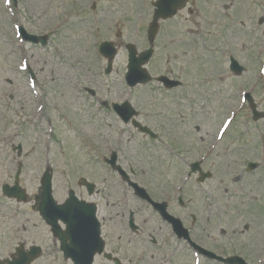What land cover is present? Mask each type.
<instances>
[{
    "label": "rangeland",
    "instance_id": "1",
    "mask_svg": "<svg viewBox=\"0 0 264 264\" xmlns=\"http://www.w3.org/2000/svg\"><path fill=\"white\" fill-rule=\"evenodd\" d=\"M17 2L14 8L0 0V149L13 132L20 134L13 142L33 150L25 160L23 173L29 195L35 194L40 165L45 169L47 162L55 167L54 196L59 203L66 200L71 189L87 198L85 192L78 190V181L86 178L94 182L100 188L97 201L108 220L106 233L114 241L118 214L123 213L125 201H131L132 193L104 166V158L110 157L112 150L119 154L123 166L131 165L146 175L141 185L148 191L154 157L159 161L158 174L163 170L161 165L171 166L168 183L173 190L181 185L177 178L189 172L191 162L208 157L203 169L214 171L216 176L204 183L193 177L182 196L187 209L176 211L201 215L196 239L202 245L211 250L224 248L225 257L239 255L249 264H264L258 263L264 255V119L254 121L239 96L240 91L250 90L257 83L254 101L264 115V83L260 84L255 76L264 63V52L259 54L264 51V24L259 25V19H264V0H235L229 10L225 6L230 0H194L189 6L193 16L184 11L162 24L149 71L153 76L170 71L183 79L185 84L171 95H166L157 83L129 89L124 81L125 49L119 53L109 76L105 75L106 62L98 54L105 41L123 46L133 43L139 51L149 47L147 29L153 12L143 0ZM190 19L197 24H191ZM15 24L30 35L49 36L46 49L26 43L23 50L32 71L40 74L37 91L43 99L40 108H45L41 120L32 119L39 101L33 98V92L31 95L26 76L17 70L24 54L14 36ZM183 48L192 49L185 52ZM231 52L247 65L250 79L228 77L227 55ZM189 57L193 65L188 64ZM169 58V65L165 66ZM85 89L94 90L96 96ZM128 99L142 112L141 122L162 129L156 131L158 141L146 139L123 125L104 107L99 109L103 101ZM233 115L230 129L218 141V130ZM49 121L55 127L56 139L48 148L44 144L45 131L34 132V128H46ZM214 138L217 144L213 149ZM167 151L177 152L175 157L180 155L185 161L168 163L164 159ZM11 157L0 155V178L12 175L15 161ZM248 162L258 163L252 173L245 172ZM242 171L244 176L238 183L227 181ZM221 180L224 184L218 186L223 183ZM162 184L155 185L157 196L166 188ZM140 207L144 209L141 204ZM133 208L139 210L135 204ZM52 241L47 226L30 204L17 206L0 194V261L25 243L27 248L40 245L44 249L43 257L35 264H68ZM142 250L145 249L139 251ZM168 250L177 249L174 244H167ZM145 258L147 261L141 264H153ZM166 259L165 255L159 260ZM192 262V255L177 251L169 264ZM203 264L211 263L203 260Z\"/></svg>",
    "mask_w": 264,
    "mask_h": 264
},
{
    "label": "flooded vegetation",
    "instance_id": "2",
    "mask_svg": "<svg viewBox=\"0 0 264 264\" xmlns=\"http://www.w3.org/2000/svg\"><path fill=\"white\" fill-rule=\"evenodd\" d=\"M10 151L16 152V155L20 156V158L23 157V149L21 148H15L12 147ZM32 153H27L25 155V159L27 160ZM19 158V157H18ZM159 165V164H158ZM163 167V170L161 174L157 173L160 169L158 166L153 167L150 170V189H149V196L151 198V202L144 204V208L146 211H140L137 213H129L128 214V220H131L133 223L134 231L132 234L128 233V228L125 222V218H118L116 221L115 226L117 227L116 232L114 235L117 236V240H114V237H110L109 234L106 233V229L108 227V220L107 218L102 215L101 208L98 207V219L101 226V236L103 240L105 241V249L107 253H110L114 259L107 260L104 257H98L95 261V264H141V261H138L137 258H135V254H139L138 245L133 243L132 244V252L130 253L128 251V246L131 245L132 242H137L139 245H142V248H145L144 252L147 254L148 257H151L152 263H158L159 260L155 259V255H157L159 258H162L166 255V253H170V250L167 252L166 247L167 243L169 242L168 239L173 240L177 250H180V248L184 247L186 252L188 253L189 249V239L187 238L184 240L183 238H178V236L173 233V224L170 220H168L165 216V214L160 212V208L157 206V204H164L166 205L167 213L170 216H173L175 219L179 220L178 224L183 225L186 229H189L190 232V238L191 241L197 245H201L205 248L206 246L201 244L200 240L196 239V230H197V223L201 219V215H199L197 212H189V213H179L176 211V209L184 210L187 209V203L184 201V199L178 198L177 201H175V198L173 197L172 193V187L169 182V176L165 173V166L161 165ZM156 174H151L154 172ZM130 176L135 182H143L144 177L146 175L139 174L134 169H130ZM142 175V176H141ZM144 176V177H143ZM214 178V175L210 177V179ZM209 179V180H210ZM129 180V179H128ZM148 180V179H147ZM207 181V180H206ZM163 182V184H162ZM204 183V182H200ZM165 185L166 188L162 192H160V196H157L155 193V185ZM218 185V184H217ZM219 186V185H218ZM153 190V191H152ZM99 193V192H98ZM32 201V199H31ZM176 203L178 204V207L176 206ZM141 208V207H140ZM112 221V220H111ZM187 229V230H188ZM126 235V239L125 236ZM144 235V236H142ZM52 244L54 247L58 248V241L54 239L52 241ZM151 247L153 250V253L150 254L147 251V248ZM210 251H220V246L216 249H209ZM143 251V250H142ZM137 256V255H136ZM118 259V260H115ZM150 260V259H148ZM147 261V260H144ZM212 263H216L215 261L205 260ZM170 262L168 261V264Z\"/></svg>",
    "mask_w": 264,
    "mask_h": 264
},
{
    "label": "water",
    "instance_id": "3",
    "mask_svg": "<svg viewBox=\"0 0 264 264\" xmlns=\"http://www.w3.org/2000/svg\"><path fill=\"white\" fill-rule=\"evenodd\" d=\"M173 1V6L171 8H167L165 9V1L162 0L159 12H165V10H167V12H169V14L172 16L175 14L176 9H175V5L180 4L181 1L183 0H172ZM186 0H184V3L182 5V7L179 8H183V6L185 5ZM134 54H131V59L133 58ZM145 62V58L143 57L141 59V63ZM131 74H129L131 76V78H135V75L138 73L137 71V67L136 65H134L133 61L131 62ZM130 81V80H129ZM131 82V81H130ZM123 110V109H122ZM124 113V111H123ZM129 114H132L131 112H129ZM145 131V129L143 130ZM44 189H45V195H47L48 201H52L51 200V181L50 178H47V183L44 184ZM46 200V197H45ZM74 200H71V193H70V199L68 200V202L63 205L60 206L58 210H56L55 215L54 216H47V220L49 221L50 224H52L55 227L54 232L59 235V238L62 242V246L61 249L63 250V252L65 253V257L66 258H71V243H69V241H71L74 245H76V247L81 248L83 245H87L89 242H91V239L88 240L87 238H84L82 235H79L80 231H84V228H79L78 226V218H76V212L80 211V208L78 205L75 204V202H72ZM57 219L62 220L65 224H66V231L62 232L61 228H59L57 226ZM95 229V227H94ZM96 230H98L97 226H96ZM98 233V232H97ZM34 254V253H32ZM26 257L23 253H20L19 255V259L16 260L14 259L13 262H10V264H29V260L25 261ZM226 263L228 264H242L243 261L239 258H231L228 260H225Z\"/></svg>",
    "mask_w": 264,
    "mask_h": 264
},
{
    "label": "snow or ice",
    "instance_id": "4",
    "mask_svg": "<svg viewBox=\"0 0 264 264\" xmlns=\"http://www.w3.org/2000/svg\"><path fill=\"white\" fill-rule=\"evenodd\" d=\"M8 2L10 3L11 0H8ZM24 66L26 67L27 65H24ZM230 123H231V121L226 122V123L224 124V126H223L224 129H226Z\"/></svg>",
    "mask_w": 264,
    "mask_h": 264
}]
</instances>
